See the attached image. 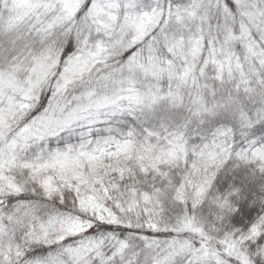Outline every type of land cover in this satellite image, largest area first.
<instances>
[{
	"label": "snow or ice",
	"instance_id": "obj_1",
	"mask_svg": "<svg viewBox=\"0 0 264 264\" xmlns=\"http://www.w3.org/2000/svg\"><path fill=\"white\" fill-rule=\"evenodd\" d=\"M0 264H264V0H0Z\"/></svg>",
	"mask_w": 264,
	"mask_h": 264
}]
</instances>
